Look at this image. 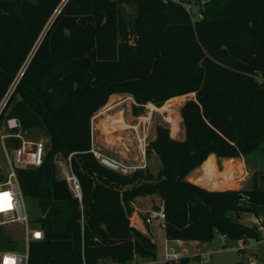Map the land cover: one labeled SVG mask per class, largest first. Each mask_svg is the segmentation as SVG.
I'll return each mask as SVG.
<instances>
[{
  "label": "trees",
  "instance_id": "obj_1",
  "mask_svg": "<svg viewBox=\"0 0 264 264\" xmlns=\"http://www.w3.org/2000/svg\"><path fill=\"white\" fill-rule=\"evenodd\" d=\"M200 1L0 0V124L16 117L48 138L42 164L17 169L44 232L30 243L28 264L155 259V237L131 221L141 196L160 199L152 207L163 204L169 240L210 242L219 233L245 245L264 238V170L240 191L188 179L212 153L238 158L264 144V0H207L203 19L193 22L185 4ZM123 92L134 99V116L148 103L195 94L181 105L184 137L158 124L149 140L145 157L162 161L156 175L147 165L115 170L89 152L92 118ZM70 153L81 200L57 176L56 162ZM246 213L259 223L243 222ZM15 244L0 226V251Z\"/></svg>",
  "mask_w": 264,
  "mask_h": 264
},
{
  "label": "rangeland",
  "instance_id": "obj_2",
  "mask_svg": "<svg viewBox=\"0 0 264 264\" xmlns=\"http://www.w3.org/2000/svg\"><path fill=\"white\" fill-rule=\"evenodd\" d=\"M127 9L129 10L130 17L135 15L134 7H128L127 5ZM106 40L108 41V45L109 43L114 45L115 40L113 36H107ZM121 40L118 39L117 42L119 43ZM134 40V35L130 34L128 44H134ZM193 96H195L194 93L178 96L174 100L167 101L161 107L146 106L143 114L134 116L131 113V106L134 99L130 94L123 92L111 95L107 104L92 118V132L96 147L98 146L97 148L102 154L111 157L129 168L130 172L138 167H145L147 165L152 173L156 175L162 167V161L156 154L145 158L149 140L153 137L158 124L169 126L171 136L176 137V135L181 134L183 138L184 128L180 109L184 101ZM166 104H169L167 108H165ZM119 120L122 121L116 122ZM29 136L35 137L36 139L42 138L48 142L47 136H43L37 129L30 130ZM263 145L261 142L248 156H240L236 160L230 159L226 163L219 162L220 169H230L234 173L228 180L230 184L222 188H235V190L240 191L247 190L252 186L253 172L256 170H264ZM217 158L218 160L221 159L219 157ZM56 163L57 176L64 178L66 168L64 159H58ZM240 166L245 168L239 170ZM0 170L7 179L9 167L1 139ZM191 173L188 177L193 182H196L195 180L199 174L193 176L194 174ZM149 198L141 196L134 202V210L131 215L132 223L137 216L146 221L145 219L148 213L143 211L144 208L152 206L153 203H161L159 198L155 197L153 201ZM24 202L28 215V226L30 229H33L38 224L36 220L40 216V210L34 199L24 197ZM244 216L243 222L259 223V220L251 213H246ZM0 226H3L15 240V250L24 252L26 249V231L22 223L19 221L4 222L3 218L0 217ZM151 228L156 238L157 257L155 259H141L138 256V259L135 258L133 261L135 264H165L166 260L170 257L169 254L172 252H176L179 259H174L171 264H249L248 257L241 254V248L243 247H249V254L255 259L256 264H264V238L261 240L249 239L244 245L241 242L234 241L229 237L216 233L210 242L188 240L179 243L178 240H169L166 238L164 227L158 219L153 220ZM182 257H189V259L187 262L181 263L180 259ZM107 264L117 263L108 262Z\"/></svg>",
  "mask_w": 264,
  "mask_h": 264
},
{
  "label": "built area",
  "instance_id": "obj_3",
  "mask_svg": "<svg viewBox=\"0 0 264 264\" xmlns=\"http://www.w3.org/2000/svg\"><path fill=\"white\" fill-rule=\"evenodd\" d=\"M175 1L180 2L181 0ZM206 2L207 0H201L200 4L202 6H199L198 2L193 3V5L189 3L185 4L193 22H195V20L203 19V9ZM146 106L156 107L152 103H148ZM1 107L2 105H0V110ZM29 132L30 131H27L23 128L20 120L16 117H10L0 124V139L2 141L3 150L5 152L6 161L9 167L7 179H5L3 182H0V217L3 218L4 222H21L26 231L25 251H0V264H28L30 243L34 240H40L44 237V232L39 225L33 229H30L28 226L29 221L24 202V195L17 178V169H26L40 166L48 149V144L44 139L30 137ZM8 137L19 139V145L12 147L8 146L6 143V139ZM97 147L92 132L91 147L89 152H91L100 161L104 157L111 158L102 154ZM72 155L73 153H70L69 156L64 160V164L66 166L64 178L67 180L74 195L79 200H81L82 190L80 181L72 169ZM153 219H158L164 227L165 212L163 204H161L158 210H152L151 214L146 218V222L150 223ZM178 241L179 243H183L182 240ZM241 254L248 257L249 264H256L255 259L249 254V247L241 248ZM169 256L170 257L168 259L171 260L179 259L176 252L170 253ZM100 264L107 263L101 262Z\"/></svg>",
  "mask_w": 264,
  "mask_h": 264
},
{
  "label": "crops",
  "instance_id": "obj_4",
  "mask_svg": "<svg viewBox=\"0 0 264 264\" xmlns=\"http://www.w3.org/2000/svg\"><path fill=\"white\" fill-rule=\"evenodd\" d=\"M175 98H177V97H174L170 100H174ZM120 121H122V120H119L116 122H120ZM155 135H156V130L154 132L153 137H155ZM183 136H184V134H183ZM176 137H182V135L178 134V135H176ZM211 158H212V160L210 162L206 163V161L208 159H211ZM230 159L236 160V158H221L218 160V158L216 157V155L214 153L210 154L208 156V158L202 163L201 167L196 168L191 173V174H194L193 176H196V174L197 175L199 174L198 178H196V180H195L196 181L195 183H198V184H200L206 188H209V189H235V188H222V187H225L226 185L230 184L228 180L233 176L234 173L230 169H220V167H219L220 163L219 162L226 163ZM239 168H240L239 170H243V168H245V167L242 168V166H240ZM152 210H153V207L148 206V207L144 208L143 211H146L148 213L147 215L149 216L151 214ZM147 215H146V218L148 217ZM153 220H152V222H153ZM152 222L147 223L146 221H144L139 216H137L135 218V220H133V224L136 225L143 233L154 237V232L152 231V228H151ZM182 242H185V241H182ZM239 242H241V241H239ZM137 257H138V255H136L134 257V259L132 260V262L130 264H135L133 261ZM140 258L143 259L142 257H140ZM108 262H110V261H108Z\"/></svg>",
  "mask_w": 264,
  "mask_h": 264
},
{
  "label": "water",
  "instance_id": "obj_5",
  "mask_svg": "<svg viewBox=\"0 0 264 264\" xmlns=\"http://www.w3.org/2000/svg\"><path fill=\"white\" fill-rule=\"evenodd\" d=\"M176 138L177 139H182V137H176ZM101 162L103 164L107 165L108 167L113 168L115 170L122 171L124 173H129L130 172L129 168H127L126 166H124L123 164L119 163L118 161H116L114 159H111V158H108V157H104V158H102ZM239 197L242 198L243 195L240 194Z\"/></svg>",
  "mask_w": 264,
  "mask_h": 264
},
{
  "label": "bare ground",
  "instance_id": "obj_6",
  "mask_svg": "<svg viewBox=\"0 0 264 264\" xmlns=\"http://www.w3.org/2000/svg\"><path fill=\"white\" fill-rule=\"evenodd\" d=\"M169 101H170V100H169ZM167 106H169V104H168V105L166 104V105H165V108H167Z\"/></svg>",
  "mask_w": 264,
  "mask_h": 264
}]
</instances>
